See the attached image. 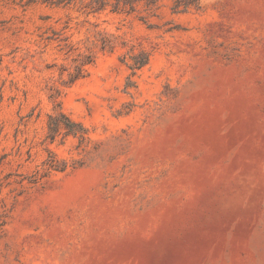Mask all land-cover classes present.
<instances>
[{
    "label": "rangeland",
    "instance_id": "obj_1",
    "mask_svg": "<svg viewBox=\"0 0 264 264\" xmlns=\"http://www.w3.org/2000/svg\"><path fill=\"white\" fill-rule=\"evenodd\" d=\"M116 2L0 0V264H264V0Z\"/></svg>",
    "mask_w": 264,
    "mask_h": 264
},
{
    "label": "trees",
    "instance_id": "obj_2",
    "mask_svg": "<svg viewBox=\"0 0 264 264\" xmlns=\"http://www.w3.org/2000/svg\"><path fill=\"white\" fill-rule=\"evenodd\" d=\"M11 1L28 5V4H32L36 2H44V3H49V4H70L78 0H11ZM121 1L122 0H117L114 9L120 8ZM123 1L125 5H131L132 6L131 9H133V0H123ZM91 2L94 3L96 10L104 9L107 5V0H91ZM177 2H178L177 4H180L182 0H177ZM60 116L66 119L67 121L65 122L67 123L66 125H69L70 127L78 125L81 129L80 131L85 132V129L79 123L72 122L71 120H69V118L64 113H61ZM61 121L62 119H57L53 116L50 117V130H51L52 137H54V135L58 131L59 123ZM69 132L76 133V131L72 130V128H70Z\"/></svg>",
    "mask_w": 264,
    "mask_h": 264
}]
</instances>
